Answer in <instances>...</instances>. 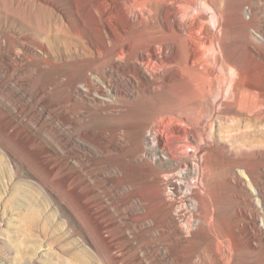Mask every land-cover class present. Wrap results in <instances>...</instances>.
<instances>
[{"label":"bare ground","instance_id":"1","mask_svg":"<svg viewBox=\"0 0 264 264\" xmlns=\"http://www.w3.org/2000/svg\"><path fill=\"white\" fill-rule=\"evenodd\" d=\"M126 1L97 2L92 12L96 27H91L94 26L95 35L80 36L92 40L94 46L74 37L75 41L70 28L48 5L17 2L14 6L15 12L31 24L33 39L29 41L37 44L45 55L51 51L57 61L54 71L46 69L43 76L50 75L47 86L57 87L53 96L57 98L56 111L61 124L74 126L67 137L82 134L88 138L90 132L101 131L104 154L125 163V170L116 166L115 172L124 174L121 179L141 182L146 191L144 196L149 197L144 198L154 208L135 214L132 229L138 240L134 246L137 252L143 250L166 264H264V239L257 240L256 232H252L253 225L263 229L258 222L263 214L260 216V208L253 203L251 194L243 197V201L231 193L235 164L229 166L230 185L224 196L216 197L207 191L208 195L199 197L196 203L197 215L194 211L186 213L184 203L173 207L172 201L184 186L183 178L191 177V181L187 180L189 188L198 193L205 185L213 184L212 173L219 170L218 160L200 161L196 149L192 150L195 146L200 148L204 135L210 136L214 120H207V113L209 106L217 105L215 96L230 98L224 102L227 104L224 112L249 122L236 139L245 144L264 143V128L259 136L250 130L254 122L264 121V88L245 83L237 88L225 74L231 63L226 48L232 42L216 29V25L223 24L221 15L205 17L196 7L191 8L192 2L185 0ZM213 3L205 2V6ZM240 12L241 7L232 4L227 11ZM217 44L225 55L214 50ZM15 56L19 60L17 53ZM233 90L234 96H230ZM196 118L202 120L196 123ZM173 130L180 134L170 143L168 132ZM124 136L133 145L122 152ZM183 137L188 140L185 144ZM208 146L211 152L212 145ZM149 150L154 152V162L148 158ZM159 150L169 161L184 163L185 167L172 173L162 171L161 162L156 160ZM242 165L248 168L251 182L262 197L258 205H264L261 172ZM109 167L104 169L107 176L113 173ZM48 169L54 178L62 179L68 188L74 189L79 203L94 220L98 234L116 254L113 250L118 242L115 235L107 233L109 222L103 219L104 207L85 185L90 170L82 171L73 164L63 168L49 165ZM237 180L244 184L243 180ZM167 185L173 188L172 193ZM36 218L29 215L26 220L32 226ZM172 241L177 244L173 262L169 260Z\"/></svg>","mask_w":264,"mask_h":264},{"label":"rangeland","instance_id":"2","mask_svg":"<svg viewBox=\"0 0 264 264\" xmlns=\"http://www.w3.org/2000/svg\"><path fill=\"white\" fill-rule=\"evenodd\" d=\"M17 2H42L48 5L70 28L75 41L84 40L94 46L92 40H85L81 35H95V31L92 32L96 25L95 14L92 12L97 2L128 1L0 0V264H166L162 263L161 258L134 249L138 242L132 229L135 214L154 208L145 200L144 197H149L144 196L146 191L141 182L121 179L124 174L115 172L116 166L125 170V163L104 154L101 131H96V134L90 132L88 138L82 134L67 137L74 126L61 124L56 111L57 98L53 96L57 87L51 84L47 86L50 75L43 76L46 69L50 73L54 71L57 61L51 51L45 55L37 44L29 41L33 39L31 24L15 12ZM185 2H192L190 7H196L205 17L212 19L217 15L222 16L223 24L216 25V29L220 36L232 42L226 48L231 63L225 74L230 76L233 85L238 88L245 83L264 88V0ZM205 2L215 4L205 6ZM231 4L241 7V12L228 14ZM79 46L82 47L81 42ZM214 50L225 55V50L218 44ZM217 96V105L212 108L214 104H210L206 116L207 120H214L209 130L210 136L204 135L200 148L195 146L192 150L196 149L200 161L218 160L219 170L212 173L210 179L213 184L205 185L198 193L189 188L191 177L183 178V188L178 194L173 193V207L184 203L186 213L194 211L197 215L195 206L199 197H205L207 191L216 197H223L231 182V193L243 201L246 195L251 194L253 203L260 208V216L263 214L258 218L263 229L258 230L254 225L252 228V232L257 234L255 238L260 241L264 239V205H258L262 197L251 182L248 168L242 164L245 163L257 173L261 172L263 184L264 143L245 144L236 139L249 122L244 117L235 119L224 112L223 109L227 107L225 103L230 98L224 96V99H217L220 97ZM230 96H234V90ZM78 99L83 100L80 96ZM200 119L194 122L198 123ZM250 128L259 136L264 121L254 122ZM178 134L174 130L168 132L169 142L177 139ZM126 136L121 139L125 142L122 152L133 145ZM186 142L188 140L183 137V143ZM209 144L215 154L207 150ZM143 146L148 148L145 140ZM164 155L159 150L156 159L161 162L162 171L172 173L185 167L184 163L177 165ZM153 156L154 152L149 150L148 158L151 161ZM71 164L82 171L89 169L91 174L95 172L94 175L87 174L89 180L85 185L88 193L104 207L103 219L109 222L107 233L115 235L118 242L113 250L117 255L110 251L98 234L94 220L79 203L74 189L68 188L62 179L54 178L48 169L49 165L63 168ZM231 164H235L236 174L228 183ZM108 165L113 171L109 176L104 172ZM237 179L243 180L244 184L240 185ZM167 189L173 192L170 185H167ZM29 215L37 216L32 226L26 220ZM176 247L177 244L172 241L169 247L170 261L177 256Z\"/></svg>","mask_w":264,"mask_h":264}]
</instances>
